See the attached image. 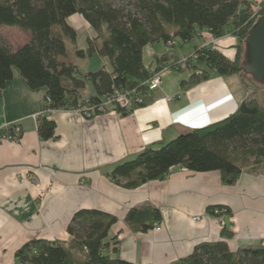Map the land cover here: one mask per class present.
Instances as JSON below:
<instances>
[{
	"label": "trees",
	"instance_id": "16d2710c",
	"mask_svg": "<svg viewBox=\"0 0 264 264\" xmlns=\"http://www.w3.org/2000/svg\"><path fill=\"white\" fill-rule=\"evenodd\" d=\"M118 1L127 5L110 0H0V27H18L31 34L18 49L0 34V92L13 78L14 69L20 71L30 88H47L46 112L37 118L42 139L52 138L56 129L48 110L81 108L85 117H93L86 110L88 106L97 108L114 91L132 88L141 90L143 102L139 107L148 105L154 91L143 83L167 68L189 71L191 85L209 80L213 71L220 76H251L243 69L245 40L264 14V2L254 11L253 0ZM76 14L94 31V37H87L86 48L78 47L77 30L69 21ZM204 30L215 39L234 35L238 40L235 57L230 59L214 45L205 44L196 45L191 55L181 59L174 45L154 55L149 66L145 64L143 52L148 44L164 42L168 47L169 42L177 40L182 47ZM73 53L81 58L98 53L109 59L112 67L82 72L72 60ZM88 85H92L94 94L84 96L82 90ZM254 89L226 118L190 129L161 147H146L118 163L109 176L117 185L135 189L164 178L178 165L195 172L220 171L228 185L238 181L248 157H255L257 162L249 167L251 170H264L259 160L264 158V104L256 96L264 87ZM118 110L122 114L133 111ZM100 113L104 112L96 109L95 114ZM118 221L104 211L81 209L68 225L69 241L31 240L16 251L13 264H140L122 259L117 237L109 239V231ZM125 221L134 231H147L161 223L162 214L151 206L133 208ZM232 236L225 227L221 239L201 242L189 255L170 264H264L263 244L233 251L228 244Z\"/></svg>",
	"mask_w": 264,
	"mask_h": 264
},
{
	"label": "crops",
	"instance_id": "0c3cea01",
	"mask_svg": "<svg viewBox=\"0 0 264 264\" xmlns=\"http://www.w3.org/2000/svg\"><path fill=\"white\" fill-rule=\"evenodd\" d=\"M253 1L254 8L264 2ZM73 18L70 23L78 35L82 30L92 37L85 19ZM211 39L209 32L201 31L188 54ZM29 40L12 47L18 49ZM160 43L148 44L143 56L153 59L169 50ZM235 45L233 36L214 43L230 59L236 55ZM180 46L179 41L176 51L183 58L188 54ZM211 74L209 80L191 85L189 71L163 70L153 101L127 114L107 111L85 117L76 109L53 110L47 116L56 124L55 133L44 140L33 115L44 109L47 88H30L14 69L0 92V128L18 123L23 132L19 142L0 145V264H13L16 251L34 239L69 241L68 225L81 209H97L119 219L109 239L117 237L118 255L134 263L178 261L197 244L221 239L225 227L233 232L228 240L233 251L264 245L263 169L245 167L234 185L226 184L220 171L195 172L181 165L135 189L119 186L109 176L118 163L146 147H161L233 113L246 99L247 86L240 75L239 83L234 76L228 82L214 71ZM92 94L94 89L82 95ZM149 206L161 211V229L132 230L125 221L128 211ZM219 206L227 213L216 212ZM196 216L200 219L194 220Z\"/></svg>",
	"mask_w": 264,
	"mask_h": 264
},
{
	"label": "rangeland",
	"instance_id": "374dc122",
	"mask_svg": "<svg viewBox=\"0 0 264 264\" xmlns=\"http://www.w3.org/2000/svg\"><path fill=\"white\" fill-rule=\"evenodd\" d=\"M110 1H112L115 4H118V5H127V2L126 1L125 2L118 1V0H110ZM253 10L255 11L256 8H253ZM263 11H264V9H263ZM73 16H74V18H73L74 22H76L75 21V18L76 17H79L80 18V14H76V15H73ZM69 21L71 22L70 18H69ZM86 25L88 27V24H86ZM76 26H79V25H76ZM78 28L80 30V27H78ZM0 34L7 40V42H9L12 46H15V47L18 46V45H20L21 43L25 42L29 38H31L30 37V32L24 31V30H22L21 28H18V27L17 28H11V27H7V26H2V27H0ZM87 36H88L87 33H83V31L80 30L79 35H78V42H77L78 47H80V48H86V46L88 44L87 43ZM227 36H233L234 40L237 43L238 40H237V38L234 35H227ZM92 37H94V31H93ZM195 40H193L191 43H185V44H183L184 45L183 46V52L184 53L188 54L190 52V50H192V47H193V44H194ZM164 45H165L164 42H161L160 43V46H163L164 47ZM174 45H175V47H176V45L178 46V42L176 41L175 44L168 43V49H172L174 47ZM211 45H214V44H211ZM144 53H145V50H144ZM191 54H192V52L190 54H188L187 56H184L183 58L181 57V59H185V58H187ZM71 57H72V60L79 66V68H80V70L82 72L95 71L98 68H101L103 66L106 69H111V67H112L111 61L109 59L104 60L103 58H101L99 55H96V54L94 56L88 57L86 59L81 58V57L77 56L74 53L71 54ZM151 61H152V58L146 54L144 56V62H145V64L149 66L151 64ZM153 66L154 65H152V67ZM167 69H169V68H167ZM233 76L234 77H237L236 78L237 81L238 80L240 81V78H238L239 75H237V74H235V75H225L224 77H226V79L228 78L227 79L228 82H231V81H233V79L230 80L229 77H233ZM241 78H242V81L247 86L248 94L251 93L253 90H255L254 88L256 86H254L250 81H247L244 78V76L243 77L241 76ZM89 91H93L92 85H88L85 89H83L82 90V94L85 95ZM256 96L259 99V101L264 104V91H262V90L259 91V93ZM131 110H133V109H131ZM126 111H129V109L126 110ZM118 112L122 114V112H120V111H118ZM259 160H260L261 167L264 168V158H259ZM256 164H257V162H256V158L255 157H248L247 160L244 162L245 167H253V165H256Z\"/></svg>",
	"mask_w": 264,
	"mask_h": 264
},
{
	"label": "built area",
	"instance_id": "2783aa9c",
	"mask_svg": "<svg viewBox=\"0 0 264 264\" xmlns=\"http://www.w3.org/2000/svg\"><path fill=\"white\" fill-rule=\"evenodd\" d=\"M216 42L215 38H212L208 44H214ZM170 44H174L175 42H169ZM162 82V78H161V72L160 73H156L151 79L150 81L144 82V85H147V88L149 91H154L157 88H159L160 84ZM143 102V99L141 97V90H139L138 88H132L126 91H119L116 90L114 91V93L112 95H110L109 97L106 98L105 102L100 105L99 107L97 106H88L86 108V110L89 111V115L93 116L96 115V109H98L101 112H107V111H113V112H117L119 111L118 109L121 110H130V109H134L136 107H139V104H141ZM109 107H112L111 110H109ZM77 111H79L80 113L83 114L82 111H84L85 109H76ZM49 112H51L52 110H48ZM46 112L45 109H43L39 114L37 115H33V118H35L37 120L38 116L44 114ZM21 135H22V128L18 123H12V124H8L4 127L0 128V145L2 143H4L5 141H11V142H19L21 139ZM33 180H35V177H33ZM216 212H222L224 214L227 213V209L226 208H220L217 209ZM200 216H196L194 217V220H199ZM224 224V223H223ZM156 230H160L161 226L157 225L156 227H154Z\"/></svg>",
	"mask_w": 264,
	"mask_h": 264
},
{
	"label": "water",
	"instance_id": "95a60500",
	"mask_svg": "<svg viewBox=\"0 0 264 264\" xmlns=\"http://www.w3.org/2000/svg\"><path fill=\"white\" fill-rule=\"evenodd\" d=\"M245 43L247 45V55L243 69L257 81L264 82V14L258 18L249 31ZM251 76L244 75V78L256 87H264V85L254 81ZM252 93L253 91L247 97Z\"/></svg>",
	"mask_w": 264,
	"mask_h": 264
},
{
	"label": "bare ground",
	"instance_id": "6f19581e",
	"mask_svg": "<svg viewBox=\"0 0 264 264\" xmlns=\"http://www.w3.org/2000/svg\"><path fill=\"white\" fill-rule=\"evenodd\" d=\"M215 214V213H214ZM216 215V214H215ZM217 215H219V213L217 214ZM228 215V214H227ZM225 226V225H224Z\"/></svg>",
	"mask_w": 264,
	"mask_h": 264
}]
</instances>
